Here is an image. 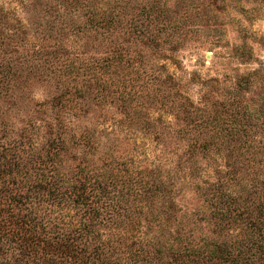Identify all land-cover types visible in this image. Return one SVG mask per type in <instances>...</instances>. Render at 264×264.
Segmentation results:
<instances>
[{
  "label": "rangeland",
  "instance_id": "obj_1",
  "mask_svg": "<svg viewBox=\"0 0 264 264\" xmlns=\"http://www.w3.org/2000/svg\"><path fill=\"white\" fill-rule=\"evenodd\" d=\"M161 2L145 24V32L153 34L151 42L133 34L121 37L113 48L137 54L134 62L115 60L107 71L97 73L95 68L87 74L84 64L108 53L109 45L99 40L102 26L92 30L80 15L58 29L63 22L55 14L19 0H0L4 10H14L13 18L25 31L6 39L21 58L10 67L11 79L0 92V111H5L0 135L8 128L20 138L33 123L32 142L45 152L47 121L67 124L65 168L90 170L102 202L131 208L126 220L139 223L134 230L102 227L101 241L157 234V218L173 230L182 225L192 227L198 237L212 236L214 220L205 218L211 211L205 182L215 187V173L225 175L231 169L264 173L259 163L264 154V0ZM142 7L120 14L122 21ZM50 19L55 20L51 32L63 40H42ZM68 60L83 66L78 70L84 74L63 72ZM106 83L111 84L107 91ZM76 86L82 96L74 92ZM121 90L129 93L123 97ZM65 91L63 101L53 99ZM86 130L88 137L82 138ZM204 141L211 143L208 152L200 151ZM235 154L239 160L244 154L256 155L243 167L232 165ZM102 171L109 172L103 182ZM155 178L162 181L163 192L153 188L157 193L149 196ZM114 195L118 203L108 198ZM74 213L70 210L69 220L78 226L77 217L70 219ZM125 218L116 217L124 223Z\"/></svg>",
  "mask_w": 264,
  "mask_h": 264
},
{
  "label": "trees",
  "instance_id": "obj_2",
  "mask_svg": "<svg viewBox=\"0 0 264 264\" xmlns=\"http://www.w3.org/2000/svg\"><path fill=\"white\" fill-rule=\"evenodd\" d=\"M19 2L45 14H55L54 18L63 22L58 29H66L80 15L89 21L88 28L103 27L99 40L109 45L108 53L90 59L91 63L88 60L84 64L87 74L95 68L97 73L107 71L115 60L126 64L134 62L139 57L137 54L122 53L117 49L113 52V48L121 37L129 38L133 34H138L145 43L151 42L153 34L145 32V24L150 21L152 10L162 3L161 0ZM139 6L143 7L142 10L139 8L136 16L122 21L120 14ZM13 14L14 10L6 11L0 7V92L9 84L10 67L21 58L19 50L10 48L8 45L11 43L6 42V39L19 35L21 30L25 32L20 20L13 18ZM50 20H46L45 31L48 34L42 40L53 37L63 40V36L60 39L51 32L55 20ZM34 51L40 52L39 48ZM74 60L62 64L63 72L84 74L78 70L83 66L76 65ZM48 67L51 70L55 68ZM110 85L106 83L103 89L107 91L106 87L110 88ZM74 89L78 96H82L79 87ZM66 92L54 95L53 99L63 101ZM68 93L74 95L71 91ZM120 93L125 97L129 92L121 90ZM69 105L64 107L70 109ZM4 112L0 111V115ZM2 125L5 128L7 123ZM29 126L25 135H22L23 131L19 134L20 138L12 136V129L8 128L3 129L0 135V264H264V173L253 171L250 175L248 170L241 173V168L237 174L231 169L232 173L227 171L225 175L215 173V187L209 185V180L205 182L208 194L205 201L211 208L205 218L214 220L212 236L198 237L192 227L182 225L173 230L157 218L153 223L158 226L157 234L137 235L136 238L123 234L101 241L99 232L102 227L114 224L124 228L129 226V230L138 227L139 223L126 220L130 219L132 209L112 201L102 202L101 194L92 181L95 174L90 170L79 167L70 171L65 168L63 156L67 151L65 142L70 131L65 122L47 121L48 145L45 152L32 142L36 125L30 123ZM82 134V138L88 137L87 130ZM210 145V142H201L200 151H210ZM251 155L256 154H244L239 160L235 154L232 165L243 163V167H248ZM259 163L264 164V154L259 155ZM108 173L100 172V181H105ZM161 185L162 181L155 178L151 188L147 189L149 196L157 193L153 188L160 191ZM108 198L118 203L115 195ZM70 210L75 212L70 219L77 217L78 226L69 220ZM121 213L123 215H119ZM117 216L126 217V222L117 220ZM151 225L149 222V229Z\"/></svg>",
  "mask_w": 264,
  "mask_h": 264
}]
</instances>
